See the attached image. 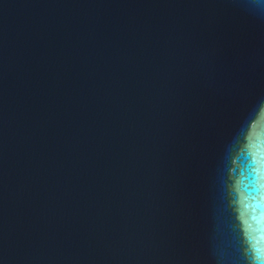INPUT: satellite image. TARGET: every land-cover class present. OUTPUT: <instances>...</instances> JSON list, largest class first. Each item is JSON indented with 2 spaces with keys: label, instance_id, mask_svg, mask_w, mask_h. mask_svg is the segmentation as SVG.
Wrapping results in <instances>:
<instances>
[{
  "label": "water",
  "instance_id": "water-1",
  "mask_svg": "<svg viewBox=\"0 0 264 264\" xmlns=\"http://www.w3.org/2000/svg\"><path fill=\"white\" fill-rule=\"evenodd\" d=\"M246 150L264 0H0V264H254Z\"/></svg>",
  "mask_w": 264,
  "mask_h": 264
},
{
  "label": "clouds",
  "instance_id": "clouds-1",
  "mask_svg": "<svg viewBox=\"0 0 264 264\" xmlns=\"http://www.w3.org/2000/svg\"><path fill=\"white\" fill-rule=\"evenodd\" d=\"M241 171L239 186L244 193L248 205L253 210V218L249 228L257 238L264 233V203L260 201L261 179L260 174L264 168L260 166V158L257 152L246 150L240 153L238 157ZM254 264H264V249L257 242L253 247Z\"/></svg>",
  "mask_w": 264,
  "mask_h": 264
},
{
  "label": "snow or ice",
  "instance_id": "snow-or-ice-1",
  "mask_svg": "<svg viewBox=\"0 0 264 264\" xmlns=\"http://www.w3.org/2000/svg\"><path fill=\"white\" fill-rule=\"evenodd\" d=\"M252 234V232H251V230H250V228H249V235H251Z\"/></svg>",
  "mask_w": 264,
  "mask_h": 264
}]
</instances>
